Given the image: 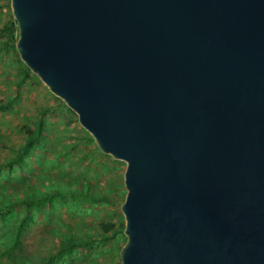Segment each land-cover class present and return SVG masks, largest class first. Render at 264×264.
<instances>
[{"label":"water","instance_id":"water-1","mask_svg":"<svg viewBox=\"0 0 264 264\" xmlns=\"http://www.w3.org/2000/svg\"><path fill=\"white\" fill-rule=\"evenodd\" d=\"M24 64L127 164L123 264H264V0H11Z\"/></svg>","mask_w":264,"mask_h":264},{"label":"rangeland","instance_id":"rangeland-1","mask_svg":"<svg viewBox=\"0 0 264 264\" xmlns=\"http://www.w3.org/2000/svg\"><path fill=\"white\" fill-rule=\"evenodd\" d=\"M11 20V0H0V30ZM15 36L19 37V33ZM5 41H10L9 47ZM16 45L10 37L0 34V106L9 107L0 112V138L5 142L0 149V162L14 156L27 128H33L36 116L48 110L47 145L40 158L43 181L47 184L46 178L50 176L64 177L74 182L71 191L75 193L54 210L33 212L35 221L25 233L21 249L32 262L38 263L39 257L58 249L59 232L71 230L78 239L92 243L76 251L65 264H123L121 251L128 242L122 212L128 193L127 164L102 152L75 112L24 64ZM89 190L106 201H85L83 192ZM109 224L118 227L105 232Z\"/></svg>","mask_w":264,"mask_h":264},{"label":"trees","instance_id":"trees-1","mask_svg":"<svg viewBox=\"0 0 264 264\" xmlns=\"http://www.w3.org/2000/svg\"><path fill=\"white\" fill-rule=\"evenodd\" d=\"M16 32L19 33V29L14 20L0 30L2 37H10L13 42L18 41ZM9 42L5 41L6 47L10 46ZM26 73L28 74L29 70ZM7 108L9 107L6 105L0 106V112L6 111ZM49 112L44 110L36 116L33 128H27L25 139L15 149L14 156L10 160L0 162V264H65L72 259L76 251L92 243L78 239L71 230L59 232L58 249L46 257H39L38 263L32 262L21 249L24 245V235L35 221L33 212L46 213L54 210L56 205L63 204L71 193L75 194L71 191L74 182L69 179L50 176L46 178L47 184L43 181L44 172L40 158L47 145L45 119ZM3 143L5 142L0 138V149ZM90 191L83 192L85 201H106V198L95 197ZM117 227L116 224H109L105 232Z\"/></svg>","mask_w":264,"mask_h":264}]
</instances>
